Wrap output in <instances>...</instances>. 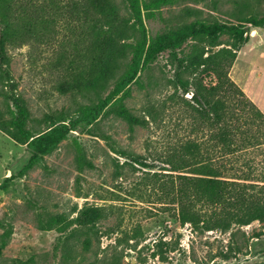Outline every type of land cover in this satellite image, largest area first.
<instances>
[{"label":"rangeland","instance_id":"1","mask_svg":"<svg viewBox=\"0 0 264 264\" xmlns=\"http://www.w3.org/2000/svg\"><path fill=\"white\" fill-rule=\"evenodd\" d=\"M53 1L66 13L67 0ZM137 7L146 44L136 66L123 60L115 81L103 89L83 95L56 89L73 53L83 55L85 48L66 19L56 25L51 43L10 50L12 74L30 112L24 121L30 140L43 135L54 142L39 153L44 141L20 144L0 130V234L9 232L0 264H264V222L235 227L233 236L219 229L199 232L178 222L162 192L180 143L191 138L204 150L213 148V126L195 120L192 89L183 92L186 75L173 54L194 53L199 44L189 35L203 25L264 17V0H137ZM247 29L237 56L259 73L247 84L264 110V28ZM220 41L219 47L231 43L226 34ZM114 85L117 97L102 105ZM120 105L146 124L131 128L116 113ZM210 153L214 157L216 150ZM220 160L228 173L264 179V143ZM89 205L106 214L92 227L75 220Z\"/></svg>","mask_w":264,"mask_h":264},{"label":"trees","instance_id":"2","mask_svg":"<svg viewBox=\"0 0 264 264\" xmlns=\"http://www.w3.org/2000/svg\"><path fill=\"white\" fill-rule=\"evenodd\" d=\"M53 2L0 0V130L20 144L44 141L39 153L46 152L54 139L39 135L30 140L31 135L24 125L30 112L12 74L10 50L29 43H51L56 25L62 19L68 20L76 39L84 43V54L73 53L56 89L60 94L83 95L115 81L123 60L136 66L138 55L146 44V27L137 0H67L66 13L60 3ZM247 26L264 28V17L241 19L233 24L203 25L189 35L199 44L194 53L181 57L173 54L186 75L181 81L183 92L192 89L195 120L213 126L212 151L216 150V154L212 157V151L204 150L195 139L180 143L170 159V168L166 169L170 173H165L162 192L165 205L175 206L178 222L189 224L199 232L219 229L230 231L233 236L235 227L253 221L264 222V179L238 175L235 171L228 173L230 169L227 170L224 160H220L264 143L263 112L229 76L237 51L248 41ZM136 33L139 35L136 43L130 42ZM223 34L231 43L219 47ZM131 50L134 53L129 56ZM64 59L61 55L59 64ZM117 95L114 85L102 105ZM12 106L18 114L14 121ZM116 113L131 128L146 124L143 117L133 114L124 105H120ZM134 158L141 162L140 155ZM105 216L102 207L89 205L79 211L75 220L92 227ZM8 234H0V247L5 246ZM30 262L20 261V264H32Z\"/></svg>","mask_w":264,"mask_h":264},{"label":"crops","instance_id":"3","mask_svg":"<svg viewBox=\"0 0 264 264\" xmlns=\"http://www.w3.org/2000/svg\"><path fill=\"white\" fill-rule=\"evenodd\" d=\"M230 76L238 84V86L241 87L242 90L247 92L253 102L260 106L261 102L259 103L260 100L258 99V95L255 93V91L250 89L247 84L248 78L250 77H252L254 80H258L260 76L259 73L254 71L253 67H250L246 60H241L239 59V56H237L231 67Z\"/></svg>","mask_w":264,"mask_h":264}]
</instances>
